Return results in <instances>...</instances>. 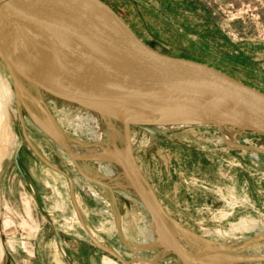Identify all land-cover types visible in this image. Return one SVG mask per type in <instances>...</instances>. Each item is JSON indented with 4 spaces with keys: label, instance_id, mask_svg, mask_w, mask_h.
I'll list each match as a JSON object with an SVG mask.
<instances>
[{
    "label": "rangeland",
    "instance_id": "rangeland-1",
    "mask_svg": "<svg viewBox=\"0 0 264 264\" xmlns=\"http://www.w3.org/2000/svg\"><path fill=\"white\" fill-rule=\"evenodd\" d=\"M104 1L153 48L264 91V0ZM23 87L0 59V264H182L139 180L178 244H202L194 264H264V135L134 121L131 156L121 121Z\"/></svg>",
    "mask_w": 264,
    "mask_h": 264
},
{
    "label": "water",
    "instance_id": "water-1",
    "mask_svg": "<svg viewBox=\"0 0 264 264\" xmlns=\"http://www.w3.org/2000/svg\"><path fill=\"white\" fill-rule=\"evenodd\" d=\"M10 41L45 53L57 50L74 59L87 77L72 87L59 86L26 65ZM0 59L14 82L19 77L54 99L80 107L111 109L123 124L130 155V124L152 121L132 120L111 103L190 106L206 121L158 122L212 123L264 135V91L205 62L153 48L104 0H0ZM132 184L180 262L194 264L152 192L140 180Z\"/></svg>",
    "mask_w": 264,
    "mask_h": 264
},
{
    "label": "bare ground",
    "instance_id": "bare-ground-1",
    "mask_svg": "<svg viewBox=\"0 0 264 264\" xmlns=\"http://www.w3.org/2000/svg\"><path fill=\"white\" fill-rule=\"evenodd\" d=\"M9 45H10L11 50L18 57H20V59L26 65H28L31 69H33L37 74H39L43 78H46L47 80H49V81H51V82H53L59 86L72 87V86L78 85L81 81H83L87 77L86 74L84 73V70L81 68V66L74 59H72L69 56L61 54L57 50L53 49L49 53H45V52H41V51L31 49L30 47H28V46H26L20 42H16V41H10ZM15 83L17 86H20V87L26 86V88L25 87H23L24 89L22 88L23 90L26 89L25 91H28V90L38 91L36 88L25 83L22 79H20L18 77L16 78ZM68 104H70V103H68ZM111 104L113 105V107H116L118 110H120L126 116L130 117V119L137 120V121H148V122L154 121V120L160 121V122H162V121H164V122L165 121L166 122L178 121V120L194 121V122L206 121L203 114L199 110H196L195 108L190 107V106L189 107L188 106L179 107V106H175V105H171V104H160V103H156V102H154V103H143V102H139V101H123V102L111 103ZM70 105H72V104H70ZM73 105H75V104H73ZM76 106H78V105H76ZM92 110L96 111V113L97 112L101 113V116L105 119L111 117V118H115V119L121 121L120 117L117 114H115L111 109H109L107 107H98V108H95ZM89 111H91V110H89ZM49 123H50L49 121L47 122L44 119L40 121V124L43 127L44 131H46L48 134L54 135L55 129L52 127V124L50 125ZM118 149H120L118 152L121 153V155L123 157L122 159L124 161V158L127 157L126 156L127 153H125V154L123 153L125 151V148L123 146V147H118ZM104 151L107 152V150H105V149H104ZM97 152H100V151H97ZM113 152L114 151H112V154H113ZM115 154H118V153H115ZM79 155H80V153H79ZM126 161H124V163ZM128 163L129 162L127 161V164H125V165H128ZM81 167L85 173H88V174L91 173V171L86 166L82 165ZM159 240H160V238H159ZM180 245H181L184 253L188 256V258L192 261H195L192 258V256L189 255L187 252H189V250H191V251L194 250L195 248H197L199 245H202V244L201 243H195L192 245L194 248L192 246L189 247L191 249H186L182 244H180ZM204 245H205V243H204ZM251 245L261 246V245H264V243H252ZM200 247L201 246H199V248ZM250 252L253 255H260L258 253H255L256 251H250ZM260 256H264V254H262Z\"/></svg>",
    "mask_w": 264,
    "mask_h": 264
},
{
    "label": "crops",
    "instance_id": "crops-1",
    "mask_svg": "<svg viewBox=\"0 0 264 264\" xmlns=\"http://www.w3.org/2000/svg\"><path fill=\"white\" fill-rule=\"evenodd\" d=\"M149 1V0H148ZM163 1V2H162ZM168 2V1H167ZM150 6H153V8L155 9V10H163V9H165L166 8V5L164 4V0H152L151 1V4H150ZM122 16V18L125 20V21H127V23H128V20L123 16V15H121ZM209 65H211V64H209ZM213 66V65H212ZM215 67V66H214ZM224 71V70H223ZM63 178L64 179H67V176L65 177V176H63ZM64 182H65V180H64ZM75 182H76V180H75Z\"/></svg>",
    "mask_w": 264,
    "mask_h": 264
}]
</instances>
